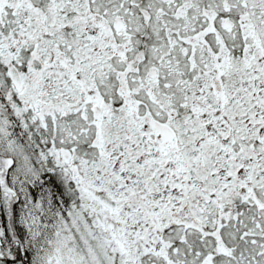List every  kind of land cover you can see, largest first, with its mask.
I'll return each mask as SVG.
<instances>
[{
  "label": "snow or ice",
  "instance_id": "snow-or-ice-1",
  "mask_svg": "<svg viewBox=\"0 0 264 264\" xmlns=\"http://www.w3.org/2000/svg\"><path fill=\"white\" fill-rule=\"evenodd\" d=\"M0 264H264V0H0Z\"/></svg>",
  "mask_w": 264,
  "mask_h": 264
}]
</instances>
